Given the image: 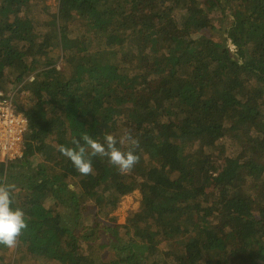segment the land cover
Segmentation results:
<instances>
[{"label": "trees", "instance_id": "1", "mask_svg": "<svg viewBox=\"0 0 264 264\" xmlns=\"http://www.w3.org/2000/svg\"><path fill=\"white\" fill-rule=\"evenodd\" d=\"M47 1L0 0V88L30 90L3 177L28 226L0 264H264V79L225 36L264 70V0ZM125 130L128 174L56 147Z\"/></svg>", "mask_w": 264, "mask_h": 264}, {"label": "clouds", "instance_id": "2", "mask_svg": "<svg viewBox=\"0 0 264 264\" xmlns=\"http://www.w3.org/2000/svg\"><path fill=\"white\" fill-rule=\"evenodd\" d=\"M139 140L130 130H125L119 137L105 134L103 141L87 133L80 138H72L71 146L57 145V150L70 159L75 169L82 175L93 174L94 157L107 158L121 174L130 173L139 163L140 157L135 149ZM14 185L5 178H0V245L9 249L16 247L18 238L27 228L25 212L20 207H13Z\"/></svg>", "mask_w": 264, "mask_h": 264}, {"label": "built area", "instance_id": "3", "mask_svg": "<svg viewBox=\"0 0 264 264\" xmlns=\"http://www.w3.org/2000/svg\"><path fill=\"white\" fill-rule=\"evenodd\" d=\"M27 80L32 81L33 75ZM19 87L0 88V164L5 166L19 160L24 152L28 120L13 106V96ZM20 89L21 95L30 94L29 89Z\"/></svg>", "mask_w": 264, "mask_h": 264}, {"label": "rangeland", "instance_id": "4", "mask_svg": "<svg viewBox=\"0 0 264 264\" xmlns=\"http://www.w3.org/2000/svg\"><path fill=\"white\" fill-rule=\"evenodd\" d=\"M46 8L50 12H56L57 11V2L54 0H49L46 2ZM239 63H243L241 57L238 58ZM251 64H253L251 62ZM255 72V71H254ZM256 73V72H255ZM258 74V73H257ZM261 78L263 77L264 79V73L263 74H258ZM19 168L21 166H24V163L17 162ZM6 171V166L5 164H0V178L5 177V172ZM22 171V170H21ZM140 195L137 191H134L131 194L125 195L124 197L121 198L117 208L115 209L114 213L115 215L118 216V222L119 223H124L125 217L127 215V212L133 209H136L139 203ZM105 240L109 241L112 240L110 237L105 236Z\"/></svg>", "mask_w": 264, "mask_h": 264}, {"label": "water", "instance_id": "5", "mask_svg": "<svg viewBox=\"0 0 264 264\" xmlns=\"http://www.w3.org/2000/svg\"><path fill=\"white\" fill-rule=\"evenodd\" d=\"M225 36L227 37L228 46L230 47V49L232 50V52L234 53V55H236L237 58L242 57V55H243L242 51L234 46V44L232 43V40L228 37L227 34H225ZM241 65L246 70L251 71L254 74H257V73L254 72L255 70L253 69L252 65L253 66H258V65H256V64H247V63H241Z\"/></svg>", "mask_w": 264, "mask_h": 264}, {"label": "bare ground", "instance_id": "6", "mask_svg": "<svg viewBox=\"0 0 264 264\" xmlns=\"http://www.w3.org/2000/svg\"><path fill=\"white\" fill-rule=\"evenodd\" d=\"M241 59H242L243 63L251 64L250 57L247 54L243 53ZM252 67H253V69L255 70L256 73H258V74H263L264 73V70L261 69L259 66H253L252 65Z\"/></svg>", "mask_w": 264, "mask_h": 264}]
</instances>
